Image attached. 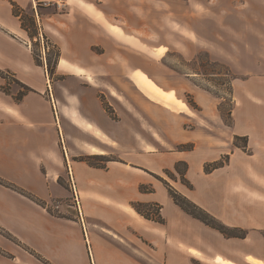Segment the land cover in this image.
I'll return each mask as SVG.
<instances>
[{
    "label": "crops",
    "instance_id": "obj_1",
    "mask_svg": "<svg viewBox=\"0 0 264 264\" xmlns=\"http://www.w3.org/2000/svg\"><path fill=\"white\" fill-rule=\"evenodd\" d=\"M102 2L115 5L127 29L110 22L118 20L104 7L81 5L87 0H64L66 11L49 18L60 30L58 37L48 29L59 61L70 65L66 77L82 76L80 85L51 84L46 68L28 61L11 65V76L30 90L10 101L0 78V264H173L174 257L184 264H264V0L241 2L243 63L240 78L231 80L230 126L209 91L186 78L170 87L168 69L155 82L127 55L135 31L152 27L121 10L136 0ZM192 35V46L214 50L213 34L194 29ZM218 35L231 38L232 29ZM7 37L32 54L24 41ZM99 46L101 52L93 50ZM136 74L166 99L151 94ZM105 80L131 103L117 119L98 95ZM184 91L200 111L189 108ZM235 135L246 138L245 149L233 144ZM115 150H122L121 159L104 167L81 159ZM226 154L228 162L204 172L205 163ZM177 162L187 164L192 188L169 184L243 236H225L173 203L163 179ZM137 202L159 206L164 221L139 214Z\"/></svg>",
    "mask_w": 264,
    "mask_h": 264
},
{
    "label": "rangeland",
    "instance_id": "obj_2",
    "mask_svg": "<svg viewBox=\"0 0 264 264\" xmlns=\"http://www.w3.org/2000/svg\"><path fill=\"white\" fill-rule=\"evenodd\" d=\"M102 1L104 0H87V4L81 5L87 6L90 11H98L104 7L118 20L115 21L109 17L110 22L119 26V29H127L126 21L114 12L115 5ZM242 1L213 0V3H210V0H136L135 4H120L121 10L134 14L136 24L140 19H145L152 25L151 29L146 32L137 29L135 38L133 40L129 38L130 41L125 43L129 46L126 49L127 55L132 56L139 66L138 68H147L148 72L142 73L148 78H153L154 81L157 79L159 82L160 72L168 69L169 80L175 81L173 85L169 84L170 87L177 86V78H186L190 79V83L193 82L199 86L200 89L209 91L210 95L219 102L217 111L223 122H230L228 111L233 107L231 80L240 78L239 65L243 63L241 51L243 35L239 34L240 28L243 27V19L240 15ZM64 11H66L64 0H0V78H4L1 90L8 94L10 101L18 100L27 92L24 88L25 85L20 84L11 76V65L16 67V65L30 61L39 69L45 67L51 84L55 83L62 89L65 86L81 84L80 81L84 79L82 76H77L75 79L66 77V71L70 70V65L64 60L59 61V45L49 35L48 29L51 27L55 28L53 29L54 33L61 37L60 30L56 24L49 23V18ZM168 22L171 23L170 26H168ZM179 25H182L184 29H179ZM224 28L232 29L231 38L227 35H218ZM194 29L206 34H213L214 50L208 51L206 46H192ZM7 36L20 42L24 41L30 47L32 54H28L18 43L17 45L8 41L10 38ZM140 40L145 45L151 46H145ZM122 44L124 43L121 42L119 45ZM119 45L117 47L121 48ZM176 46H179L181 50H176ZM93 50L101 52L103 48L93 47ZM104 82L105 85L97 89L99 98L105 113L109 117L117 119V111L128 112L127 106L131 107V103L125 99L122 89L115 87L109 81L105 80ZM180 96H183L182 98L189 108L199 111L202 109L190 92L184 91ZM189 101L195 102L197 108L192 107L188 103ZM237 143L242 144V140L237 139ZM121 151L115 150L108 153V158L121 159ZM175 165L173 170L166 169L164 171L165 179L163 180L168 183L169 181H180L176 169L182 171L184 164L179 163L177 168ZM173 189L179 192L176 188L173 187ZM167 194L169 195L168 190ZM173 203L175 202L173 201ZM175 205L177 204L175 203ZM155 208L154 206H144L143 212L147 216H154ZM167 212H169L168 209ZM236 233L239 231L236 230ZM191 236L190 234L189 238ZM184 263L186 261L181 257L173 259V264Z\"/></svg>",
    "mask_w": 264,
    "mask_h": 264
},
{
    "label": "trees",
    "instance_id": "obj_3",
    "mask_svg": "<svg viewBox=\"0 0 264 264\" xmlns=\"http://www.w3.org/2000/svg\"><path fill=\"white\" fill-rule=\"evenodd\" d=\"M21 27L22 23H21ZM59 56V54H58ZM35 60L38 62L36 55H34ZM21 84V83H20ZM24 86V85H22ZM24 88L28 91L30 90L29 87L24 86ZM192 107L197 108L196 103L195 102H188ZM231 111L232 108L228 111V116L230 118V122H224L227 125H231L232 124V120H231ZM237 139H241L242 140V144L237 143ZM233 144L235 146H240L242 148H246L247 147V141L245 137H239V136H234L233 138ZM177 149L180 150H190L192 148V144H178L176 146ZM228 157L229 155L226 154L224 156H222L220 159L213 161V162H209V163H205L204 164V172H211L213 169L224 165L226 162H228ZM81 159L86 160L89 164L94 165V166H100V167H104L106 162L109 161L110 159L108 158V155H88V156H83ZM179 163H183L184 164V169L182 171H178V175H179V179L180 181L186 185L189 188H192V184L189 182V180L186 178L185 176V172H186V168H187V164L185 162H177L176 163V168L178 166ZM0 182H2L0 180ZM168 193L170 195V197L172 198V200L183 210L185 211L187 214L191 215L192 217L200 220L201 222H203L204 224L218 230L219 232H221L223 235L225 236H243V231H240L237 228H231L226 226L225 224H223L221 221H219L215 216H213L212 214H210L209 212H207L205 209H203L202 207L198 206L196 203H194L192 200H190L189 198H187L186 196L180 194L179 192H177L175 189H173V187L166 181H164ZM142 190H146V187L141 186ZM135 209L136 211L141 214L142 216H144L145 218H149V219H153V220H157L159 222L163 221V218L161 217V215L159 214V206L154 205V204H144V203H140L137 202L135 205ZM144 206H154L155 208V212L156 214L147 216L144 214ZM236 230L239 231V233H236Z\"/></svg>",
    "mask_w": 264,
    "mask_h": 264
},
{
    "label": "bare ground",
    "instance_id": "obj_4",
    "mask_svg": "<svg viewBox=\"0 0 264 264\" xmlns=\"http://www.w3.org/2000/svg\"><path fill=\"white\" fill-rule=\"evenodd\" d=\"M136 80L145 88L147 89L151 94L156 95L158 97H161L163 99H166L165 96H162L158 90H156L142 75L136 74L134 76Z\"/></svg>",
    "mask_w": 264,
    "mask_h": 264
},
{
    "label": "built area",
    "instance_id": "obj_5",
    "mask_svg": "<svg viewBox=\"0 0 264 264\" xmlns=\"http://www.w3.org/2000/svg\"><path fill=\"white\" fill-rule=\"evenodd\" d=\"M57 207V206H56Z\"/></svg>",
    "mask_w": 264,
    "mask_h": 264
}]
</instances>
